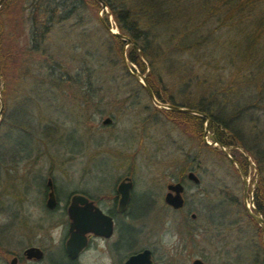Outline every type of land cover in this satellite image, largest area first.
I'll return each instance as SVG.
<instances>
[{"label": "rangeland", "instance_id": "rangeland-1", "mask_svg": "<svg viewBox=\"0 0 264 264\" xmlns=\"http://www.w3.org/2000/svg\"><path fill=\"white\" fill-rule=\"evenodd\" d=\"M36 1L12 0L1 11L0 55L10 43L11 28L19 38V45L29 44L28 22L23 18L31 14L32 4ZM95 12H84L86 22L82 24L74 14L51 32V42L47 44L53 45L51 52L58 61L53 77L65 80L61 86H41L34 79L25 87L20 83L18 88L14 87L17 88L14 98L5 108L0 127V194L12 189L13 180H27L21 176L23 164L25 168L26 164L33 166V177L29 179L35 183L29 202L37 207L40 197L34 192L37 190L35 185H39L40 176L44 177L46 169L56 184L76 191L91 192L95 185L109 186L116 180L130 177L136 190L159 193L163 182L158 181V170L166 164H186L191 160L192 165L200 166L196 171L199 185L187 183L190 194L186 197L185 209L191 208L197 216L192 224L194 228L213 230V233L195 239L199 247L193 254H204L210 264H261V232L249 221L242 208L241 182L237 172L234 173V168L218 153L210 150L200 148L195 157V142L182 131V125L177 123L173 114L155 110L135 82L120 76L119 66L113 71L107 63L99 65V47L103 46L105 51L113 50L108 51L109 58L106 59L119 61V53L97 23ZM30 54H27L30 61L34 57L31 74L47 80L44 76L46 70L41 69L38 73L40 60ZM110 70L115 81L108 79ZM76 75L82 84L68 80ZM168 77H163L164 82L155 86L165 100L171 99L163 93L165 86L171 88L175 84ZM12 90V87L5 90L6 99L12 95ZM176 97L183 98L182 95ZM173 103L180 104L177 99ZM106 117L111 123L102 126L100 122ZM251 126L248 124L246 129L252 130ZM46 128L53 132L50 138L45 136ZM10 168L11 175L6 173ZM252 174L251 170L244 174L249 179L248 190L252 187ZM260 176H264V164L260 167ZM138 195L134 196L135 201ZM157 199L154 198L153 210L142 221V231L158 229L162 214ZM9 201L8 197L0 195V225L6 223L4 218L12 215L11 210L4 209ZM144 201L148 203L147 196ZM37 207L31 209L30 216L22 213L24 217L28 216L27 219H18L6 231H63L61 217L44 218ZM234 221L238 223L236 230L214 231L221 226L227 229ZM216 223L220 225L215 226ZM161 232L160 252L167 257L177 254L175 264H183L182 252L165 250L169 244L175 243V238L171 239L166 232L170 239L165 241V231Z\"/></svg>", "mask_w": 264, "mask_h": 264}, {"label": "trees", "instance_id": "trees-1", "mask_svg": "<svg viewBox=\"0 0 264 264\" xmlns=\"http://www.w3.org/2000/svg\"><path fill=\"white\" fill-rule=\"evenodd\" d=\"M11 1L6 0L2 4L0 14ZM101 1L119 33L130 40L126 58L137 71L145 73L154 97L171 105L177 99L178 106L207 115L211 120L208 125L212 134L210 141L216 140L223 146L231 147L229 154L242 172L247 175V171H252L251 184L255 180L252 203L264 219V176H260V167L264 164V0ZM32 7L31 14L23 18L28 22L29 44L19 45V38L11 28L14 35L9 37L10 43L0 55V96L3 102L0 127L17 84L25 87L34 79L41 86L49 84L57 87L64 83L61 77H53L58 61L51 52L53 45L47 44L55 26H61L74 14L82 24L86 22L83 13L92 10L96 11V21L104 29L97 17L99 5L94 0H37ZM108 14L102 15L107 25ZM106 34L119 53V61L106 59L109 58L108 51L113 50L109 48L105 51L102 46L97 49L99 65L107 63L113 71L119 66L120 76L135 82L122 66L120 49L123 41ZM28 53L40 60L38 73L41 69L46 70L44 76L47 80L37 75L33 77L30 67L34 64L31 62L34 57L30 61ZM158 71L161 73H156ZM166 76L175 84L171 88L165 86L163 93L173 101L163 99L155 88L164 82L163 77ZM108 77L110 81L116 79L112 73ZM68 80L82 84L77 75ZM9 87L13 88L12 95L11 99H6L4 93ZM176 95L183 98L178 99ZM171 114L182 125V131L195 142V157L200 148H204L224 158L217 148L203 144L202 118ZM248 124L252 125L253 131L256 130L255 133L246 129ZM44 131L48 138L53 134L49 128ZM235 146L248 154L255 171ZM188 164H192L191 160ZM232 203L236 205V201L232 200Z\"/></svg>", "mask_w": 264, "mask_h": 264}, {"label": "flooded vegetation", "instance_id": "flooded-vegetation-1", "mask_svg": "<svg viewBox=\"0 0 264 264\" xmlns=\"http://www.w3.org/2000/svg\"><path fill=\"white\" fill-rule=\"evenodd\" d=\"M25 166L26 168L24 164L22 165L21 176L27 180H13L12 189L2 191L0 194L10 199L4 209H9L12 213L11 216L6 217L8 222L0 225V264H102L104 257H107L111 264H175L178 260L177 254L167 257L160 252L161 231H165L166 236V232H169V237L175 238V243L169 244L165 250L182 252L183 264H193L194 261L210 264L204 254L194 255L193 251L199 247L195 239L207 233L211 234L213 230L207 231L205 227L194 228L192 224L196 222L197 216L192 213L191 208L185 209L186 197L190 194L188 184L196 187L199 185L196 171L200 166L188 163L163 165L162 169L158 170V181L163 182L159 193L136 190L132 179L124 177L130 179V186L123 204L120 203L121 192L118 187L124 178L116 180L109 186L95 185L91 192L76 191L56 184L51 173L46 169L44 177L40 176L39 185H35L37 190L34 192L40 197L38 207L29 202L35 183L34 180L29 179L33 177L34 170H31L33 166L29 164ZM11 170L10 168L6 173L11 175ZM189 173L196 177V181L188 178ZM177 184L180 185L179 195L182 204L178 208H173L165 199L167 196L171 198L170 196L175 195L173 188ZM136 193L139 195L135 201ZM248 194L250 195V190ZM73 196H81L86 200L85 203H77L74 208L77 214L91 221L93 230L69 231L67 210ZM146 196L147 204L144 201ZM154 198H158L159 212L162 214L157 223L158 229L142 231V221L153 210V204L156 202ZM247 198L249 200V196ZM34 207H37V211H40L44 218L54 215L61 217L64 220L63 231H6L18 219H27ZM22 213L28 216L24 217ZM230 224L227 229L221 226L214 231L237 229V222ZM217 225L220 223L215 224Z\"/></svg>", "mask_w": 264, "mask_h": 264}, {"label": "water", "instance_id": "water-1", "mask_svg": "<svg viewBox=\"0 0 264 264\" xmlns=\"http://www.w3.org/2000/svg\"><path fill=\"white\" fill-rule=\"evenodd\" d=\"M6 0H0V7ZM98 5H99V10L97 11V17L101 23V25L104 27L105 31L112 37L123 41V44L120 49V58L122 62V66L125 70V72L135 80L137 85L142 89V91L145 93L147 96L148 100L150 101L151 105L158 110L165 111V112H171V113H182L186 115H191V116H196L200 117L203 119V124H202V139H203V144L205 146H208L210 148H217L219 152L223 155V157L232 165V167L236 170L237 175L240 179L241 182V203H242V208L246 214V216L260 229L261 231V239H262V248H263V255H262V260L261 264H264V219L262 216L256 212L253 203H252V194H253V186L255 183V180L253 181L251 190H250V195H249V200H247V193H248V188H249V179L247 176H245L240 169L239 165L234 161L229 154V151L232 149L231 147H226L220 144L216 140H211L212 134L208 131V125L211 123L210 118L193 109H188L185 107L181 106H175L171 105L169 103H164V102H159L153 95L149 85L147 84L146 78H145V73H140L137 71V69L129 63V61L126 58V49L131 46L130 40L119 33L117 28L114 26L111 17L108 14V10L105 6V4L101 0H94ZM103 14H108V25L105 24V22L102 19ZM2 107H3V102L2 98L0 96V120H1V112H2ZM110 119L108 117L104 118L101 121V125H109ZM237 150L244 156V158L248 161L249 165L251 166L252 170L255 171V166L254 164L250 161V158L248 154L242 149L239 148L238 146H235ZM188 178L196 181V177L192 174H188ZM126 182V183H124ZM130 179L129 178H124L122 183L119 185L118 190H120V203L123 204L126 199H127V189L130 186ZM175 190V195L167 196L165 199L166 203L171 205L173 208H178L182 204L181 197L179 195V189L180 185L177 184L173 188ZM85 199L81 196H73L71 201H70V206L67 210L68 214V219H69V231L72 230H77V231H91L93 230V225L91 224V221L84 216H81L80 214H77V211L74 208V205L77 203H85ZM48 203H50V200H48ZM193 264H200L198 261H194Z\"/></svg>", "mask_w": 264, "mask_h": 264}, {"label": "clouds", "instance_id": "clouds-1", "mask_svg": "<svg viewBox=\"0 0 264 264\" xmlns=\"http://www.w3.org/2000/svg\"><path fill=\"white\" fill-rule=\"evenodd\" d=\"M3 222H7L6 218L3 219ZM167 240H168V237L165 236V241ZM102 264H111V261L107 257H104L102 260Z\"/></svg>", "mask_w": 264, "mask_h": 264}]
</instances>
